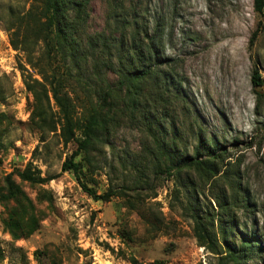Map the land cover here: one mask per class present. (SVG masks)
<instances>
[{"label":"rangeland","instance_id":"rangeland-1","mask_svg":"<svg viewBox=\"0 0 264 264\" xmlns=\"http://www.w3.org/2000/svg\"><path fill=\"white\" fill-rule=\"evenodd\" d=\"M29 1L0 0V264H264V17L254 11V0H83L78 49L66 59L56 56L52 68L64 76L63 93L77 121L89 100L99 103V93L116 94L110 132L88 158H76L89 188L98 195L114 191L107 201L90 197L62 169L77 144L64 142L59 108L46 97L49 87L35 64L38 58L45 63L41 45L34 37L23 45V31L13 36L34 55L35 67L12 45L7 28ZM116 19L129 34L140 31L141 40L148 41L144 31L156 38L162 58L144 89L148 97L131 109L113 71L115 56L112 70L105 57L81 50L90 41H119ZM26 82L40 91L39 103ZM198 136L203 145L215 143L221 171L237 175L233 188L223 179L204 182L194 171L180 177L158 172L157 140L192 156ZM199 150L200 160L207 159L204 147ZM27 167L49 181L20 180L17 172ZM10 175L22 195L6 200ZM225 194L230 206L237 198L229 217L218 204ZM192 208L214 219L219 251L195 237ZM222 234L235 248L249 235L260 243L234 263Z\"/></svg>","mask_w":264,"mask_h":264},{"label":"trees","instance_id":"trees-1","mask_svg":"<svg viewBox=\"0 0 264 264\" xmlns=\"http://www.w3.org/2000/svg\"><path fill=\"white\" fill-rule=\"evenodd\" d=\"M29 3L30 6L27 11L18 13L17 23H12L7 28V31L12 34V45L15 49H22L21 51L28 53L27 61L32 66L34 64L30 57H34V55L15 44L13 36L23 31L25 32L23 45H26L31 37H34L35 42L41 45L40 54L43 56L45 63L38 58L35 64L39 62V74L42 81L49 87V90L46 91V97L48 98V93L51 94L56 106L59 108L64 142L67 144L73 141L77 144L76 151L64 162L62 169L73 173L81 188L90 197L97 201H107L114 195V191L111 189L104 194L98 195L95 190L89 188L81 179L83 163L82 161H77L76 158L82 155L88 158L90 153L103 141L102 136L110 132V128L113 127L117 120L115 107L112 104V99L116 98V94L112 90H106V92H102L103 94L99 93V103L95 105L89 100L90 105L87 106V111L84 113L82 121H77L75 119L76 107L68 94L63 93L66 89L64 76L52 68L53 60L56 56L66 59L69 53L78 49L77 33L85 23V3L83 0H30ZM254 11L260 17H264V0H254ZM10 12L13 15L12 8ZM116 25L121 31L119 41L112 44H109L105 39L100 41V43L90 41L88 48L81 50L85 53L88 51L90 56H95L98 59L105 57L107 59V67L109 69L112 68V70V55L115 56L118 65L117 69L113 71L119 75L120 87L124 89V94H126L129 104L126 106L131 109L140 105L141 101L148 97V95L144 94V89L147 83L155 76V67L158 61H162V58L158 56L156 38L149 39L147 31H144V35L148 41L150 40L149 42L140 39V31L133 30L129 34L128 30L130 27L123 20L116 19ZM259 31V28H257L251 38V43L257 39ZM22 71H25V69ZM253 79L254 86H259L258 71L255 72ZM26 83L31 91L36 92L35 88H30V84ZM36 83L42 85L37 80ZM36 93L35 103H39L40 91ZM42 121L44 122L45 119ZM155 140L157 139L155 138ZM157 142L159 153H156L155 159L159 160L158 156L161 157V160L156 163L159 168L158 172L165 171L169 177H176V175L180 177L185 172L194 171L204 182L217 183L223 179L231 188L237 182L236 174L227 170L225 172L221 171L222 167L219 165L222 163V155L216 154L214 142L203 145L202 137L198 136V146L192 156L184 153L180 154L174 144H168L166 141L160 140H157ZM201 146L205 149L204 153L207 154V159L200 160L202 154L199 148ZM162 159L167 160L166 163ZM163 167L165 168L163 169ZM17 173L20 180L30 184H43L49 181L48 178L42 177L40 170H32L31 167H27ZM12 176L10 175L5 179L8 188V193L4 196L6 200L15 199L19 194L22 195L21 189L16 185ZM226 196V194L223 195L224 203L218 201V204L221 213L229 217L228 212L233 208L231 206L235 205L234 202L237 201V198H234L230 206ZM189 207H194L192 200ZM190 212L192 213L191 219L194 222L195 237L210 246L213 251H219L218 246L216 247L217 237L219 236L214 230V219L205 218L197 208L190 209ZM253 237L250 235L245 236L239 248H235L228 243L226 235L222 234L223 243L232 262L240 263L250 252L255 251L260 240Z\"/></svg>","mask_w":264,"mask_h":264}]
</instances>
